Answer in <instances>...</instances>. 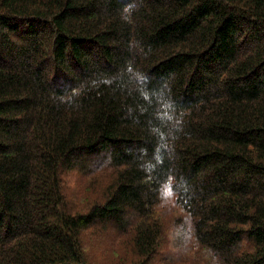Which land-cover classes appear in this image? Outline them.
<instances>
[{
	"label": "trees",
	"instance_id": "obj_1",
	"mask_svg": "<svg viewBox=\"0 0 264 264\" xmlns=\"http://www.w3.org/2000/svg\"><path fill=\"white\" fill-rule=\"evenodd\" d=\"M163 205L209 264H264V0H0V264H90L109 223L147 264Z\"/></svg>",
	"mask_w": 264,
	"mask_h": 264
},
{
	"label": "rangeland",
	"instance_id": "obj_2",
	"mask_svg": "<svg viewBox=\"0 0 264 264\" xmlns=\"http://www.w3.org/2000/svg\"><path fill=\"white\" fill-rule=\"evenodd\" d=\"M85 173L89 175L79 170L65 177L68 203L82 212L104 200L114 178L103 166L90 167ZM187 217L186 213L177 209L170 212L163 205L156 218L164 226V234L159 251L147 264H209L210 253L199 248L192 233L185 234L182 225L188 221ZM134 239V233H120L113 223L97 225L83 236L90 264H135L142 258L137 255Z\"/></svg>",
	"mask_w": 264,
	"mask_h": 264
}]
</instances>
